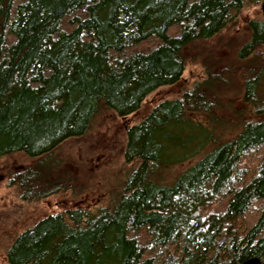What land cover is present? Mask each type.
Here are the masks:
<instances>
[{
    "label": "trees",
    "instance_id": "obj_1",
    "mask_svg": "<svg viewBox=\"0 0 264 264\" xmlns=\"http://www.w3.org/2000/svg\"><path fill=\"white\" fill-rule=\"evenodd\" d=\"M247 1L0 0V157L31 158L7 173L18 197L72 185L58 147L101 113L126 125L106 203L39 219L2 264L264 262V18L227 60L198 47ZM191 49L204 76L125 122L182 80Z\"/></svg>",
    "mask_w": 264,
    "mask_h": 264
},
{
    "label": "rangeland",
    "instance_id": "obj_2",
    "mask_svg": "<svg viewBox=\"0 0 264 264\" xmlns=\"http://www.w3.org/2000/svg\"><path fill=\"white\" fill-rule=\"evenodd\" d=\"M261 1L248 0L237 13V18L227 24L219 35L204 43L211 57L227 60L235 54L240 41L246 38L245 20L260 18ZM198 48V49H199ZM191 49L182 74V80L161 86L149 93L138 112L126 116L125 122L134 123L146 115L158 101L172 99L179 95L184 86L189 87L204 76V68L200 62L191 60ZM199 54L198 56H200ZM125 124L110 112H103L96 118V124L88 135L79 139H71L62 143L57 150L58 156L65 160V168L73 175L75 181L64 190L36 201H25L18 197L15 189L8 185L7 173L31 162V158L23 152H15L0 157V263L6 262V254L10 242L16 234L34 225L39 219L49 214L74 208H94L95 204H104L105 180L116 177L120 172L122 149L125 142ZM184 165L170 169V173L182 170ZM169 173V174H170ZM105 196V195H104Z\"/></svg>",
    "mask_w": 264,
    "mask_h": 264
},
{
    "label": "water",
    "instance_id": "obj_3",
    "mask_svg": "<svg viewBox=\"0 0 264 264\" xmlns=\"http://www.w3.org/2000/svg\"><path fill=\"white\" fill-rule=\"evenodd\" d=\"M261 12H262V17L264 18V0L261 1ZM239 264H264V262L260 260L258 257H249L243 260Z\"/></svg>",
    "mask_w": 264,
    "mask_h": 264
}]
</instances>
